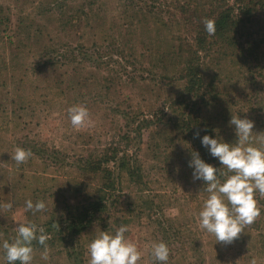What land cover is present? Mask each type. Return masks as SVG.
Returning a JSON list of instances; mask_svg holds the SVG:
<instances>
[{"label":"rangeland","instance_id":"rangeland-1","mask_svg":"<svg viewBox=\"0 0 264 264\" xmlns=\"http://www.w3.org/2000/svg\"><path fill=\"white\" fill-rule=\"evenodd\" d=\"M216 1L0 0V244L31 223L48 236L46 247L32 241V264H88L89 243L127 225L137 264H153L159 242L169 248L167 264H264V196L254 194L260 215L237 239L216 243L199 226L209 194L188 166L195 151L224 182L226 168L201 156L199 137L234 144L231 115L254 122L250 144L264 150V10L253 9L234 55L220 49L201 59L197 93H183L186 81L172 65L173 46L194 36L175 7ZM77 105L89 120L73 128L68 109ZM142 120L152 124L133 141ZM16 148L31 152L19 165L11 158ZM113 149L125 150L139 180L125 171L114 176L108 214L72 243L58 241L85 197L105 192L106 179L90 169ZM27 200L46 207L26 211ZM8 202L11 209L2 207Z\"/></svg>","mask_w":264,"mask_h":264},{"label":"clouds","instance_id":"clouds-1","mask_svg":"<svg viewBox=\"0 0 264 264\" xmlns=\"http://www.w3.org/2000/svg\"><path fill=\"white\" fill-rule=\"evenodd\" d=\"M203 24L209 36L215 34L213 20L205 19ZM68 118L73 128L82 127L89 120L88 109L79 105L72 106L68 109ZM229 125L234 126L237 137L234 144L221 142L209 135L199 137V133H195L208 153L226 168L227 171L223 175L227 178L223 183L218 179V168L204 162L197 152L192 151L188 165L193 169V180L202 181L204 191L209 194L198 213L199 226L213 235L216 243L224 244L232 243L246 226L255 221L260 215V209L254 194L259 192L264 196V150L250 144L254 122L231 115ZM30 156V151L16 148L11 158L19 165ZM2 207L11 209L12 204L8 202ZM45 207L43 201H37L35 204L31 200L25 202L26 211L39 212ZM127 231V225H121L114 234L101 231L88 245V264H137L141 259L140 252L134 243L126 241L124 234ZM40 232L41 234L37 235L34 224H19L14 241L10 243L5 240L0 244L3 261H6V264H32V241L36 240L46 247L48 236L42 229ZM150 256L153 264H167L169 248L164 242L156 243L152 246Z\"/></svg>","mask_w":264,"mask_h":264},{"label":"trees","instance_id":"trees-1","mask_svg":"<svg viewBox=\"0 0 264 264\" xmlns=\"http://www.w3.org/2000/svg\"><path fill=\"white\" fill-rule=\"evenodd\" d=\"M254 1L236 0L229 5L224 0H217L215 4L209 2L207 7L203 5L201 8L190 7V9L189 4H185L187 6L178 5V8L177 6L175 7L176 10L181 11L180 17L182 19V25L187 28L186 32L188 31L189 35L194 33L190 43L184 44V46H173L172 49V56L176 57L172 65L179 68L177 78L186 81L183 93L195 94L198 91L196 89L202 87L203 83L200 76L201 59L210 54L218 53L220 49L234 55V52L239 47L241 48V30L243 31L247 24L250 23L248 18L253 12V9L258 12H260V9L264 10V3ZM205 19H210L215 22L216 32L214 35L209 36L205 31L203 24ZM158 23H161V25L165 24L161 20ZM188 28L190 30L193 29L191 30L193 32L189 31ZM196 96L198 97V95ZM151 124L152 122L149 120L138 122L133 130L134 138L131 139L133 141L139 139L143 131ZM127 140L132 141L129 138ZM135 144L136 142H134ZM198 151L203 152L201 156H206L207 161L211 163L214 161L208 152L203 151V146H199ZM130 162L131 159L126 155L125 150L120 149H113V153L109 158L105 155L99 158L96 167L90 169V171L101 172L104 180L106 179L101 191L105 192L102 193V196H94L95 198L85 197L84 205L75 214L68 217L66 225L58 230L57 235H61L58 241L63 240L65 244L72 243L77 235L83 233L103 214H108V211L116 203L112 198V193L117 191L114 176L119 177L120 173L125 171L132 181L136 182L137 179L139 180V177H137L138 170L130 168ZM109 164H112V166L110 167ZM84 167L85 165L83 166V170L86 169ZM231 174L229 173L228 175Z\"/></svg>","mask_w":264,"mask_h":264}]
</instances>
